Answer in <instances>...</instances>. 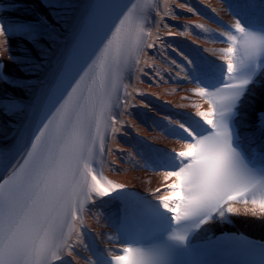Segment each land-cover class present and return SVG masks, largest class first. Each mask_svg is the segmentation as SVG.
<instances>
[{"label": "snow or ice", "instance_id": "snow-or-ice-1", "mask_svg": "<svg viewBox=\"0 0 264 264\" xmlns=\"http://www.w3.org/2000/svg\"><path fill=\"white\" fill-rule=\"evenodd\" d=\"M151 5L152 0H140L123 6L127 11L121 10L118 22H111L90 62L81 69L89 70L87 81L81 84L85 76H80L68 84L57 99L59 107L37 129L23 163L0 182V264H75L76 245L88 249L79 239L83 233L77 224L83 226L81 209L93 194L124 202L125 225L135 221L137 232L145 229L152 238L125 239L126 246L116 249L119 255L93 245L94 259L87 258L88 264H189L185 257L194 251L191 238L209 221L230 214L264 218V167L246 159L233 122L241 97L264 67V0H229V9L239 18L229 25L233 32L222 34L230 44L221 49L226 61L223 74L195 56L188 59L179 53L188 65L186 77L207 85L192 91L207 97L211 107L183 123L170 117L158 122L168 135L186 141L184 150L154 156L155 167L171 169L164 172L165 180L175 177L167 185V194L145 204L131 198L125 184L93 167L103 155L104 135L116 130L114 110L125 107L122 73L139 63L145 46H155L145 44L150 35L145 13ZM48 6L62 5L48 0ZM110 7L93 5L89 24H102ZM21 30L17 27L11 33ZM5 31L0 24V34ZM3 107L10 114L23 110L16 99L3 101ZM258 127L264 133V113ZM237 203L244 205L243 210ZM123 235L129 236L127 230Z\"/></svg>", "mask_w": 264, "mask_h": 264}, {"label": "bare ground", "instance_id": "bare-ground-1", "mask_svg": "<svg viewBox=\"0 0 264 264\" xmlns=\"http://www.w3.org/2000/svg\"><path fill=\"white\" fill-rule=\"evenodd\" d=\"M34 1L40 3L41 13L48 18L50 16L52 21L54 20L56 28H47L39 18L34 19L28 6ZM7 2L0 10V24L5 26L7 24V30H9V32L0 34V181L12 172L24 156L49 90L56 82L74 42L85 27L86 19L95 0H74L71 3L67 1L68 7L63 6L64 2H58L62 5L61 7H49L42 0H7ZM181 5H187V7H181ZM189 8L194 11L190 12ZM54 13L57 15H53ZM149 16L153 25L149 45L155 46L146 49L143 62L127 78L130 100L121 113L127 119L125 121L127 124L116 127L115 132L108 138L110 145L105 146V151L108 155L106 168L111 175L134 188L158 197L169 192L167 185L173 183L175 177L165 180V170L154 169L151 173L145 167V164L149 163L146 160L150 161L149 158L152 156L151 147L147 149L146 146L143 147L135 136L136 134L142 135L150 143L159 145L160 148L184 150L186 141L168 135L158 126V122L162 118L170 117L183 123L185 121L183 116L174 111V108L186 109L195 114L198 111H207L211 105L207 97L192 91L198 86H203L186 77L188 65L184 56L192 59L193 53L192 48L185 42L183 43L181 39L193 42L200 50H197V53L214 57L224 72L225 53L221 49L229 47L230 44L226 37L220 38L217 34L231 32L226 25L234 23L239 17H236L229 9L226 0H158L150 9ZM197 25L205 27L200 28ZM17 27L22 30L11 33L12 29ZM50 36H55L56 39H50ZM181 52L184 56L179 54ZM2 60L7 62L5 73L1 71ZM233 62L235 63L236 60L234 59ZM25 64L28 67L31 66V71L22 67ZM167 72L169 79L176 82L175 85L165 83L166 81L163 83L165 85L161 83L160 86L147 83V77L158 78L159 74L164 75ZM19 75L30 79L23 84V87L15 84ZM3 77L8 79L5 80ZM254 90L259 93L251 94L255 100L258 96L260 98L264 96V78L255 84ZM148 92L152 94L154 102H150L145 97ZM10 99L19 100L23 104V110L7 113L3 107V101ZM194 105H199V108ZM144 115L149 119L151 127L143 122H137V117ZM246 117L245 127L259 133L258 124H250L251 119L254 120L253 116L248 114ZM258 133L256 134L259 136ZM123 136L130 141V146L121 145L123 142H119V139ZM121 148L130 150L127 164L117 159V149ZM134 148L142 150L141 158L133 159L135 158L132 152ZM150 164L154 165L153 162ZM139 174L145 175V180L143 177L136 176ZM147 176H150L149 182ZM158 188L160 191L156 192ZM235 206L241 210L244 208V205L239 203ZM115 210L116 206L106 203L94 209L93 220L99 227V233L106 238L110 235L103 229L114 231V228L112 223H107L103 218L106 216L113 222ZM224 219L216 218L209 221L203 226L202 237H210L224 229H244V231H250L251 234L264 238V218L230 214ZM79 239L87 243V236L84 233ZM114 241H108L107 245L116 246V243L120 242L119 235L114 238ZM76 247L78 250L74 252L75 259H79L82 264H88L87 258H91V253L79 244Z\"/></svg>", "mask_w": 264, "mask_h": 264}, {"label": "rangeland", "instance_id": "rangeland-1", "mask_svg": "<svg viewBox=\"0 0 264 264\" xmlns=\"http://www.w3.org/2000/svg\"><path fill=\"white\" fill-rule=\"evenodd\" d=\"M43 1V3H45L47 6H48V0H42ZM69 3H71V1H74V0H61V2L59 1V0H57V2H60V3H63V4H68V2ZM186 13V12H185ZM47 20H49V22H51V23H54L51 19H50V16H49V18L47 17ZM179 30H181V29H179ZM181 41H183V42H185V40L184 39H181ZM22 67H24V69H27L28 71H31V66L29 65V67H28V65H23ZM169 72V71H168ZM166 73V74H164V75H160L159 74V76H158V78H152V77H147V83L149 84V85H152V84H157V85H159L160 86V84L162 83H164V81H166L165 83H168V84H171V85H175L176 84V82H174V80L173 79H169V73ZM167 75V76H166ZM164 79H166V80H164ZM27 81H30V79L28 78V77H24V76H21V75H19V78H17V82H15V84H18V85H23V84H25ZM163 85H165V84H163ZM175 90V92H177V88H175L174 89ZM178 93H180V92H178ZM152 95V94H151ZM179 95H182V94H179ZM137 122H140V123H142L143 122V124L145 123V124H147L149 127H151V124H150V122L149 121H143L141 118H138L137 119ZM119 142H123L121 145H128V146H130L129 144H130V141L126 138V137H121L120 139H119ZM130 150L129 149H124V148H121V149H117V159L118 160H120L123 164L125 163V164H127L128 162H129V155H130V152H129ZM81 254V253H80Z\"/></svg>", "mask_w": 264, "mask_h": 264}]
</instances>
